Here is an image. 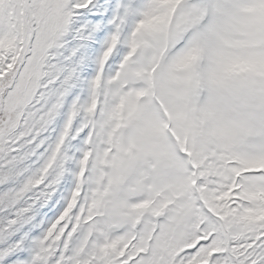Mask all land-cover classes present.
Returning <instances> with one entry per match:
<instances>
[{
  "label": "snow or ice",
  "instance_id": "obj_1",
  "mask_svg": "<svg viewBox=\"0 0 264 264\" xmlns=\"http://www.w3.org/2000/svg\"><path fill=\"white\" fill-rule=\"evenodd\" d=\"M0 264H264V0H0Z\"/></svg>",
  "mask_w": 264,
  "mask_h": 264
}]
</instances>
